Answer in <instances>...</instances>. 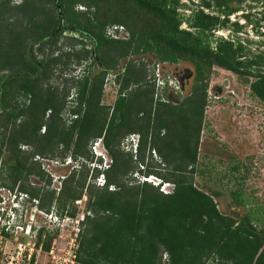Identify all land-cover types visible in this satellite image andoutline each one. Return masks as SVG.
I'll list each match as a JSON object with an SVG mask.
<instances>
[{
	"label": "trees",
	"instance_id": "16d2710c",
	"mask_svg": "<svg viewBox=\"0 0 264 264\" xmlns=\"http://www.w3.org/2000/svg\"><path fill=\"white\" fill-rule=\"evenodd\" d=\"M79 5L89 11H77ZM102 5L111 6L101 12ZM185 8L189 15L181 12ZM240 9L234 0L0 2V73L8 72L0 78V109L5 111L0 188L18 189L38 200L40 210L50 213L56 207L60 215L68 211L73 218L78 215L74 205L86 196L88 209L78 237L80 264H264V228L251 222L254 201L246 198L244 187L230 191L227 215L216 200L223 196L220 192L208 194L194 183L214 68L251 78L253 95L264 102V54L253 53L250 41L238 35L244 25L232 23L231 17ZM116 11L123 14L113 17ZM111 25L125 26L130 39L109 40L106 29ZM222 31H231V38L217 36ZM138 55L141 62L133 58ZM146 55L170 66L185 62L195 68L191 93L181 103L155 107L156 87ZM91 58L100 71L73 81L79 106L72 112L79 117L67 126L63 114L69 92L46 82L59 67L68 69ZM123 61L120 96L111 108L103 105L105 77ZM21 96L31 97L27 108L18 103ZM132 134L140 135L137 159L122 147ZM99 139L111 157L107 168L91 166L96 156L89 145ZM23 145L33 148L24 151ZM37 156L77 164L61 180L60 191L51 190L53 180L35 161ZM137 173L175 188L165 195L159 187L138 183ZM101 176L104 187L97 183ZM32 178L44 186H33ZM46 233L45 228L40 231L38 244L43 241L48 252L55 236L44 239Z\"/></svg>",
	"mask_w": 264,
	"mask_h": 264
},
{
	"label": "rangeland",
	"instance_id": "374dc122",
	"mask_svg": "<svg viewBox=\"0 0 264 264\" xmlns=\"http://www.w3.org/2000/svg\"><path fill=\"white\" fill-rule=\"evenodd\" d=\"M237 1L238 0H234V5L240 6L241 11L233 15L231 21L232 23L238 22L244 25L243 32L238 35L242 40L250 41L249 48L253 53L264 54V3L257 2L256 0H243V2L239 4ZM109 6L111 5H102L101 12L103 10L105 11V8ZM77 11H79L78 6ZM94 11L95 10L92 9L90 12ZM181 12L185 15L190 14L187 8L181 10ZM117 14L122 15L123 12L120 14L119 11H116L113 17ZM245 15L249 18L245 19ZM258 21L261 22L260 27H256V22ZM70 33L75 32L71 30ZM231 35V31L217 33V36L224 38H231ZM61 43H63L62 40ZM86 44L89 45L90 49L93 47L89 40ZM39 58L41 59V56H39ZM133 58L136 59V62H141L143 57L138 55ZM146 59L149 66H151L154 62L153 57L149 55ZM9 61H11V58ZM127 61H123L116 72L122 71ZM94 63L95 60L91 58V60L82 63V65L74 64L68 69L59 67L57 73L46 83L48 86L58 88L63 94L69 92L67 98V102H69V98L77 92L73 85V81L81 80L87 73L90 76L99 73L100 66ZM176 67L178 71L187 70L189 72V82L184 94L179 96L174 94L171 95L173 103L179 104L191 93V88L195 79V68L191 64L185 62L173 66V68ZM116 72H108L105 77V83L108 79L111 81L113 76L110 75ZM190 72L192 75H190ZM4 75H8V72L0 73V78ZM248 81L229 71L214 68L213 74L211 75L209 90L212 93V97L209 99V106L206 109L204 127L201 134L199 173L195 176L194 183L197 188L208 194H212L214 191L220 192L223 196L216 200L219 201L220 210L227 215L230 214L228 204L232 201L229 193L231 190L236 189L238 185H242L246 193V198L250 201H254V203L249 206L255 211L252 218L253 220L251 221L252 224H256L258 228H264V213L261 214L263 211L262 208L264 207V102L253 95L250 89V81H252V79L250 78ZM1 85H3V82L0 80V86ZM132 89L134 88L127 91V94L131 92ZM28 99L29 97L21 96L18 98V103L27 108L29 106ZM2 100L3 92L0 88V102H2ZM116 100V94L112 96L104 94L103 105L112 108ZM86 108L87 107L84 106V110H86ZM66 109H70L68 103ZM4 112L2 107V109H0V125ZM64 114L63 118H65ZM24 119L21 118L18 124ZM65 121L67 126L71 124L66 119ZM2 131L3 130L0 129V133H2ZM94 142L95 141L91 142L89 146H91L96 156V163L91 166L99 168L109 167L112 163L111 157L103 146L96 152L94 148H92ZM29 148L33 147L29 146ZM137 156H135L134 159H137ZM153 156L155 157V155ZM98 158H101L103 161L101 165L97 160ZM155 158L159 160L157 153ZM57 161L60 162L59 165H56L53 160H49L46 163L48 165L47 169L53 172V176L49 174L53 180L51 190L61 188L62 179L60 178H64L65 175L69 174V170L77 166V164H70V161L67 163H63L62 160ZM142 167L145 168V166H140L141 169ZM136 176L137 174L134 175V177ZM102 179L101 177L100 180ZM152 179L156 181L154 177ZM100 180L97 182L98 185L101 184ZM88 181L90 183L89 178L87 182ZM31 182L33 186H44V184H41V182L39 183L35 178H32ZM74 207L78 211V215L75 218V220H77L79 217L86 214L88 209V198L85 196L81 201H78ZM257 209L258 212H256ZM35 219L38 226H44V221H46L47 233L45 235L47 236L50 234L51 236H55L52 244H56L57 248L61 250L67 246L71 237L74 236L73 229L77 228V226H74V228L72 226H67L62 230H54L53 227L49 226L48 217L46 218L39 214ZM28 240L29 239H27V241ZM167 258V256L164 257L165 261ZM48 261L49 259L43 255L40 258L39 264H48Z\"/></svg>",
	"mask_w": 264,
	"mask_h": 264
},
{
	"label": "built area",
	"instance_id": "2783aa9c",
	"mask_svg": "<svg viewBox=\"0 0 264 264\" xmlns=\"http://www.w3.org/2000/svg\"><path fill=\"white\" fill-rule=\"evenodd\" d=\"M2 0H0L1 2ZM24 0H13V4L21 5ZM78 10L82 12H88V8L83 5L78 6ZM68 33V32H67ZM72 35L74 33H71ZM78 37V36H75ZM106 37L113 41H127L130 39V33L123 25H111L106 29ZM151 77L150 82L156 87L155 91V107L158 103H171V95H182L183 91L180 76L176 73V68L166 63H160L154 61L150 66ZM125 73V66L122 71L111 74L113 79H109L105 83L104 92L106 95H117V99L120 96L121 82L119 77ZM123 97L127 96V92L122 94ZM212 97L211 91H209V99ZM30 104V97H29ZM117 101V100H116ZM79 106L78 94L69 98L68 107L65 111V119L72 123L73 120L79 117L78 114H74L72 110ZM51 111L48 113L50 116ZM42 133H46V127L42 129ZM103 144V139L97 140L92 148L97 152L100 146ZM123 149L126 152L132 153L137 156L140 147V135H129L122 144ZM24 151H31L29 146H22ZM156 157V152H152ZM35 161L40 162L43 169L53 176V172L47 169V159L37 156ZM56 165L60 162L53 160ZM72 160L68 159L67 162ZM66 162V163H67ZM69 164V165H70ZM145 168L142 167V170ZM50 175V176H51ZM65 178V177H64ZM60 178V179H64ZM153 176L146 177L137 173L136 179L138 183H150L155 187H159L160 191L169 195L173 192L175 186L172 184H165L162 180ZM100 180V179H99ZM99 186H105V180H100ZM62 187V186H61ZM110 190L114 191L115 188L111 187ZM60 191V188L57 189ZM39 201L34 199L24 192H20L18 189L12 191L7 188H0V264H39L40 258L45 255L49 261L48 264H80L78 261V249H79V233L82 229V222L85 220V214L79 217L77 220L71 217L68 211L64 215H60L57 208L54 207L50 213L44 212L39 209ZM41 215L48 217V223L54 230L64 229L67 226H77L73 229L74 236L71 237L67 246L61 250L57 248L56 244H52L48 252L44 250V242H39L40 231L47 229V223L44 221V226H38L36 224V216ZM90 215V213H88ZM81 219V220H80ZM73 235V234H72ZM27 239H29L27 241ZM46 239V235L44 236ZM22 240V242H21ZM47 264V263H46Z\"/></svg>",
	"mask_w": 264,
	"mask_h": 264
},
{
	"label": "flooded vegetation",
	"instance_id": "af4514ba",
	"mask_svg": "<svg viewBox=\"0 0 264 264\" xmlns=\"http://www.w3.org/2000/svg\"><path fill=\"white\" fill-rule=\"evenodd\" d=\"M177 67H176V73L178 74V76H180V78H182L186 82V84H188V82H189V72L187 70H183V71L179 70L178 71Z\"/></svg>",
	"mask_w": 264,
	"mask_h": 264
},
{
	"label": "water",
	"instance_id": "95a60500",
	"mask_svg": "<svg viewBox=\"0 0 264 264\" xmlns=\"http://www.w3.org/2000/svg\"><path fill=\"white\" fill-rule=\"evenodd\" d=\"M72 32H75V31L72 30ZM190 75H192L191 72H190ZM180 82H181V84H182L183 91H185V90H186V85H187L186 82H185L183 79H181ZM220 90H221V88H220ZM220 92H221V91H220Z\"/></svg>",
	"mask_w": 264,
	"mask_h": 264
},
{
	"label": "clouds",
	"instance_id": "9594fccd",
	"mask_svg": "<svg viewBox=\"0 0 264 264\" xmlns=\"http://www.w3.org/2000/svg\"><path fill=\"white\" fill-rule=\"evenodd\" d=\"M102 146L104 147V144H102V145L100 146V148H101ZM104 149H105V148H104ZM98 159H101V158H98ZM63 163H64V162H63ZM74 164H75V163H72V165H74ZM101 177L103 178V176H101ZM101 177H100V178H101ZM153 177H154V176H153ZM103 179H104V178H103ZM98 180H99V179H98ZM165 184H166V183H165ZM103 187H104V186H103ZM87 214H88V213H87ZM90 215H91V214H90ZM85 217H86V214H85ZM84 221H85V220H84ZM82 223H83V222H82Z\"/></svg>",
	"mask_w": 264,
	"mask_h": 264
}]
</instances>
